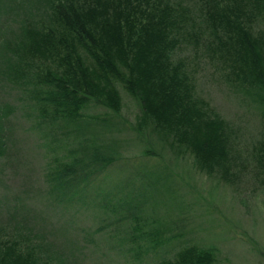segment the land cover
Listing matches in <instances>:
<instances>
[{
    "label": "rangeland",
    "instance_id": "374dc122",
    "mask_svg": "<svg viewBox=\"0 0 264 264\" xmlns=\"http://www.w3.org/2000/svg\"><path fill=\"white\" fill-rule=\"evenodd\" d=\"M26 11L36 16L32 0H0V101L13 106L0 156L1 251L4 241L39 243L43 237L54 250L52 260L65 264H156L194 244L215 249L217 264H264V104L229 86L216 61L197 66L195 92L235 129L234 150L225 141L228 159L211 168L201 167L194 149L173 134L138 125L141 104L122 89L119 112L85 108L100 119L81 117L79 133L76 123L53 119L6 76L8 49L18 40ZM205 52L200 61L207 60ZM177 108L183 114V106ZM201 110L204 119L212 117ZM189 120L202 123L194 115ZM168 123L165 118V129ZM90 144L113 160L64 197L52 184L73 155H90ZM64 174L73 177L67 169ZM119 204L128 217L113 209ZM133 215L141 226L138 242L131 233ZM153 226L163 233L151 235Z\"/></svg>",
    "mask_w": 264,
    "mask_h": 264
},
{
    "label": "trees",
    "instance_id": "16d2710c",
    "mask_svg": "<svg viewBox=\"0 0 264 264\" xmlns=\"http://www.w3.org/2000/svg\"><path fill=\"white\" fill-rule=\"evenodd\" d=\"M32 5L36 16L27 17L32 12L26 11L17 42L9 43L6 76L55 120L63 116L77 124L81 117L100 119L85 111L99 105L119 112L122 89L141 104L138 125L165 130L166 137L173 134L194 149L201 167L211 168L228 159L225 141L234 150L235 129L195 92L197 66L216 61L229 86L264 104V0H32ZM184 46L192 54L176 50ZM202 50L207 60H199ZM181 105L183 114L177 115ZM201 105L212 117H202ZM12 110L0 101V156ZM193 115L202 123L189 120ZM226 126L229 136L222 131ZM75 127L80 133L81 126ZM90 146V155H73L63 165L52 189L63 190L66 197L76 184L110 165L111 154L103 156ZM65 169L72 178H65ZM112 207L128 217L125 206ZM133 218L131 233L138 242L141 226ZM149 233L163 232L153 226ZM4 242L0 264H65L63 258L52 260L49 250H54L43 237L39 243ZM179 251L156 264H217L212 247L191 244Z\"/></svg>",
    "mask_w": 264,
    "mask_h": 264
}]
</instances>
